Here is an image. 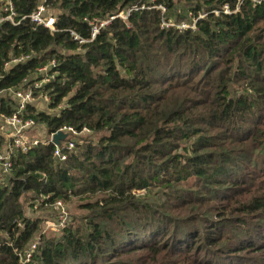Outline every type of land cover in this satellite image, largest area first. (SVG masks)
I'll list each match as a JSON object with an SVG mask.
<instances>
[{"label":"trees","instance_id":"1","mask_svg":"<svg viewBox=\"0 0 264 264\" xmlns=\"http://www.w3.org/2000/svg\"><path fill=\"white\" fill-rule=\"evenodd\" d=\"M12 1L18 17L40 3ZM181 1L193 18L206 13L194 30L161 28L159 10L145 8L91 41L71 36L89 39L85 19L146 0H46L59 9L55 30L28 19L0 25V91L28 88L55 60V79L41 90L49 112L29 104L25 116L47 134L65 126L101 134L64 161L52 143L14 155L0 179V264H264V233L225 228L228 214L264 219V0L156 4L170 11ZM18 56L28 57L5 69ZM14 108L0 97V115ZM72 197L88 215L58 238L38 236L19 262L39 233L24 203Z\"/></svg>","mask_w":264,"mask_h":264},{"label":"built area","instance_id":"2","mask_svg":"<svg viewBox=\"0 0 264 264\" xmlns=\"http://www.w3.org/2000/svg\"><path fill=\"white\" fill-rule=\"evenodd\" d=\"M256 1V0H251ZM46 0H40L37 7L27 16L18 17L13 5L12 0H1L0 2V25L2 23L8 22L12 25H18L21 21L28 19L35 26L43 27L49 31L55 30L54 24L56 17L48 12L45 6ZM150 9V6L141 5L132 6L116 14H110L105 18H92L85 19L87 25L90 28L89 39H83L78 34L71 32V36L75 41L80 43H85L93 40L102 29L107 27L115 19L127 20V17L134 11L141 9ZM156 9L165 13V7L163 4H158ZM223 11L227 12V6H223ZM218 14L217 11H214ZM206 13H200L197 18H194L191 24H174L171 19L164 18V14L161 15L160 27L161 28H177L181 29H195V23L198 18H204ZM28 56H18L11 57L9 61L5 63V69L9 68L11 65L17 64L24 61ZM56 61L51 60L46 64L39 66L37 68V76L34 78V82L26 89H7L0 91V97L9 95L15 102L14 111L8 115H0V179H3L12 169V159L17 152H26L32 147L38 146L40 144L52 143L53 145V156L58 161H64L67 159L68 153L76 147V138L83 134V132H89L87 128H82L78 130L73 126H65L56 132L47 134L44 128L36 125L35 120L32 117H26L25 111L29 104H33L36 97L43 100L46 105H49L50 98L47 95L42 94V87L50 83L55 79L57 71L55 70ZM37 94V96H35ZM40 129V134H35L36 129ZM39 132V131H38ZM45 133L46 136L42 137ZM60 134V139L57 142L53 141L55 134ZM40 135V136H39ZM62 202L57 201L55 203V208L61 212ZM58 232H62L64 228V221L62 216L58 217L56 224L54 225ZM38 245V239L33 240L25 250L17 252V257L19 262H28L34 250Z\"/></svg>","mask_w":264,"mask_h":264},{"label":"rangeland","instance_id":"3","mask_svg":"<svg viewBox=\"0 0 264 264\" xmlns=\"http://www.w3.org/2000/svg\"><path fill=\"white\" fill-rule=\"evenodd\" d=\"M148 2V6L151 8L156 9V0H146ZM177 1V0H176ZM183 2L181 1L180 3L176 4L175 10H170L168 11V8L165 9V13L162 11L160 12V16L164 14V18L167 17V15L170 17L171 21L174 24H191V22L194 20L193 17H191L189 14L186 13ZM48 12L52 14L54 17L57 16L59 9L58 8H51L48 7ZM177 11L180 13L179 18H176L175 15L177 14ZM176 13V14H175ZM183 17V18H182ZM183 30V29H181ZM64 52V51H63ZM35 109L37 111H45L49 112V109L46 105V103L41 100L36 98L35 101L33 102ZM39 131V132H38ZM40 134L41 130L36 129L35 134ZM37 134V135H38ZM101 134L92 132L91 130L89 132H83V134H80L76 140H77V145L76 147H82L86 145L87 143H95L99 136ZM40 136V135H39ZM46 136L45 133L42 134L43 138ZM35 205L29 206L27 202L24 203V212L25 216L33 219V220H39L38 222V229L39 233L36 234V236L33 238L34 240L38 239V236H44L46 238H58L59 235L61 234L56 230L54 225L56 224V221L58 220L59 216H62L63 221H64V227L67 226H76L78 222L82 220L83 217H86L88 215L87 211L85 209L80 208V205L84 202V200H79L78 198L72 197L68 202H62V208L63 210L59 212L58 209L55 208V204L52 206H47L43 205L41 203V200L35 201ZM227 221L228 225L225 227L228 229V231H233L235 233H242L241 232V226H244L248 230L245 231L248 233L250 230H254L257 233H264L262 230H264V219H259L258 221H253L250 218H247L245 223H241V221H238L237 218H241L240 215H227ZM226 221V222H227ZM254 231L249 233L247 237H250L253 235ZM256 235V234H255ZM262 241V238L260 239Z\"/></svg>","mask_w":264,"mask_h":264},{"label":"water","instance_id":"4","mask_svg":"<svg viewBox=\"0 0 264 264\" xmlns=\"http://www.w3.org/2000/svg\"><path fill=\"white\" fill-rule=\"evenodd\" d=\"M60 139V134H55L54 137H53V141L54 142H57L58 140Z\"/></svg>","mask_w":264,"mask_h":264}]
</instances>
